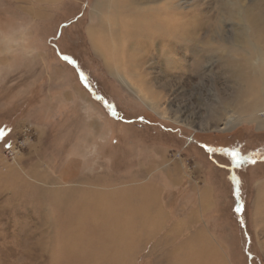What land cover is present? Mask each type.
Instances as JSON below:
<instances>
[{
	"label": "rangeland",
	"instance_id": "1",
	"mask_svg": "<svg viewBox=\"0 0 264 264\" xmlns=\"http://www.w3.org/2000/svg\"><path fill=\"white\" fill-rule=\"evenodd\" d=\"M126 1L157 3L190 30L141 50L124 37L96 47L90 32L109 35L120 17L110 0H0V264H146L142 240L108 219L133 182L173 163L185 180L161 190L173 217L206 179V222L230 264H264V0ZM156 151L165 162L147 173Z\"/></svg>",
	"mask_w": 264,
	"mask_h": 264
},
{
	"label": "crops",
	"instance_id": "2",
	"mask_svg": "<svg viewBox=\"0 0 264 264\" xmlns=\"http://www.w3.org/2000/svg\"><path fill=\"white\" fill-rule=\"evenodd\" d=\"M47 1L49 0H34L39 4ZM165 156L164 152L156 151L155 157L148 161V168H145L147 173L157 169L153 168L157 161L165 162ZM162 170L161 177H151V181L146 183L133 182L142 186L134 187L131 192L125 191L130 195L125 193V197L119 198L121 211L117 222L111 219L115 218V214L108 219L109 226H117L124 234L125 241L132 239L131 234L136 233L135 242L142 240L141 246L135 244L136 253L140 254L141 250L145 252L141 259H145L143 262L146 264L232 263L228 245L221 249L207 223L216 207L214 186L202 178L198 184L190 187L187 193L189 203L183 201L176 204V200L174 201L181 213L175 219L176 213H170L162 192H172L176 186L183 184V168L180 163H173ZM192 195L195 197L193 204L190 203ZM127 235H130L129 238Z\"/></svg>",
	"mask_w": 264,
	"mask_h": 264
},
{
	"label": "bare ground",
	"instance_id": "3",
	"mask_svg": "<svg viewBox=\"0 0 264 264\" xmlns=\"http://www.w3.org/2000/svg\"><path fill=\"white\" fill-rule=\"evenodd\" d=\"M118 1L119 0H113V2H112L110 0L109 6H111V9L113 10L112 14L114 13L115 14L114 16H117L119 14L120 17L117 16L118 17V18H116L117 21H114L113 23L110 24L114 28L112 29V31H109L110 33L108 32L109 35L104 31H101L102 35L96 34L97 31H95V32L91 31L90 32V38L95 42L94 45L96 47H97L96 43L98 41L102 40V41L106 42V39L108 37H111V41H112V39H114V41L117 42L120 45V47H122L123 42H122V40H120V38L124 37L127 48L130 45L134 44L133 42H139V44H140L139 50H141L142 48L143 49L145 48V47H142V44L145 42H151L153 40L156 41L158 39H161V40H164L166 42V44H168L169 40L174 39V37L176 38V36H178V35L182 37L190 30L189 28H187L188 30L185 29V26L187 27L188 23H184V22L180 23L177 21L175 22L176 14H175V16H174V13L170 14L171 11H168V10L166 11V9H165L166 13H163L165 11H162V13H161V9L157 8L158 7V5H156L157 3H155V4L154 3H146L145 5H142V4L141 5H139V4L131 5L132 4L131 2H130V4L127 1H126L127 3L124 2V3L119 4ZM166 7H168V6L166 5ZM137 12H138L139 16L136 17ZM177 20H178V18H177ZM184 24H185V26H184ZM100 37H102V38H100ZM178 39H179V37H178ZM117 49H119V48L114 43V45H112L106 49V51H107L106 53L110 54L109 50L117 51ZM136 51H137V49H136ZM166 51L167 50L165 49V52ZM145 52H147V51H145ZM127 53H126V55H127ZM139 53H140V51H139ZM127 56H129V57H127ZM127 56H126V60H125V65L127 67L135 68L136 65L141 66V67L143 66L144 61L141 59H140L139 63L137 64V61L139 59L138 57L140 55L138 57H136L137 55H127ZM123 59H124V57H123ZM111 63H113V62H111ZM114 64H116V63H114ZM117 65H118V63H117ZM118 67H114V66L110 65L108 68H109V70L113 71L111 74H114V76L117 77L118 80H120L124 85H126L128 88H130L134 93H138V96L140 97V99L143 100L149 106V108L152 109V107H150V106H152V104H150L147 101L146 97L142 96L145 93L139 89L136 92L133 88V85L129 82V80L126 78V76H124L123 74H121V72H119ZM263 115H264V112H263ZM232 120H233V118H229L226 121V123L223 125V127H227V126L231 125Z\"/></svg>",
	"mask_w": 264,
	"mask_h": 264
},
{
	"label": "snow or ice",
	"instance_id": "4",
	"mask_svg": "<svg viewBox=\"0 0 264 264\" xmlns=\"http://www.w3.org/2000/svg\"><path fill=\"white\" fill-rule=\"evenodd\" d=\"M65 59H67V58H65ZM3 135H4V130L0 129V136H3ZM224 151L226 152V154H228L232 157V161L234 164H237V165L239 164V162H240L239 152H237L235 150L229 151L227 149H225ZM237 211H239V209H237Z\"/></svg>",
	"mask_w": 264,
	"mask_h": 264
},
{
	"label": "water",
	"instance_id": "5",
	"mask_svg": "<svg viewBox=\"0 0 264 264\" xmlns=\"http://www.w3.org/2000/svg\"><path fill=\"white\" fill-rule=\"evenodd\" d=\"M69 61H71V60H69ZM71 62H72V61H71ZM72 64L75 66V63L72 62Z\"/></svg>",
	"mask_w": 264,
	"mask_h": 264
}]
</instances>
